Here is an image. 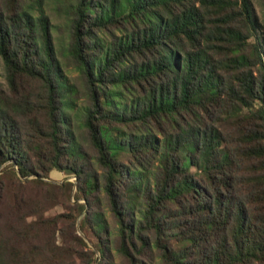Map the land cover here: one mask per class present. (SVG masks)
<instances>
[{
	"label": "trees",
	"instance_id": "1",
	"mask_svg": "<svg viewBox=\"0 0 264 264\" xmlns=\"http://www.w3.org/2000/svg\"><path fill=\"white\" fill-rule=\"evenodd\" d=\"M255 29L250 0H0V264H264Z\"/></svg>",
	"mask_w": 264,
	"mask_h": 264
},
{
	"label": "rangeland",
	"instance_id": "2",
	"mask_svg": "<svg viewBox=\"0 0 264 264\" xmlns=\"http://www.w3.org/2000/svg\"><path fill=\"white\" fill-rule=\"evenodd\" d=\"M253 10V15L256 21V29H255V38L257 37V41L260 44V48L262 51L263 61H264V0H250ZM62 73L64 75H67L70 79L72 75H75L76 70L73 67L63 66L62 67ZM4 67L2 60L0 58V79L5 82V76H4ZM3 164L0 165V170ZM43 179L47 182H50L49 184L43 183V182H33L31 180H28L26 177H21L22 182L18 185L15 184L14 191L16 193H22V195H25V197L33 196V199H41L43 198L42 195H53L54 193L51 190H61V188L58 186L60 184H63L67 180H74V176L70 174H66L63 171L53 169L49 172L48 177H43ZM52 184V185H51ZM1 194L2 192L4 195H9V192H11V189L7 187V189L0 190ZM74 188L70 191V200L69 203H75L76 199L73 197ZM7 199L3 204L0 203V209L3 208V215L4 217L0 216V229L2 231H7V225L9 223L10 217L13 219V215L15 214L17 208L15 206L7 207ZM6 207H5V206ZM44 208L42 209V213L45 215H54L56 213H68L73 210L69 208L68 201L66 200H56L54 204H48L43 203ZM18 207H22L19 206ZM82 213L77 214V217L75 218V232L79 234L87 243L86 248H91L95 250V254L98 255V250L96 246L94 245L93 238L91 236H88L80 227V219H81ZM29 219V218H28ZM65 220V218H63ZM14 220V219H13ZM61 220L57 223V228L55 229V240L56 243L61 244L62 243V237H61V230L63 225H65V221ZM81 258L77 259L78 263H81ZM96 264V263H94Z\"/></svg>",
	"mask_w": 264,
	"mask_h": 264
}]
</instances>
